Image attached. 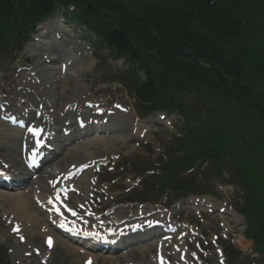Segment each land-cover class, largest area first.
<instances>
[{"label":"trees","instance_id":"obj_1","mask_svg":"<svg viewBox=\"0 0 264 264\" xmlns=\"http://www.w3.org/2000/svg\"><path fill=\"white\" fill-rule=\"evenodd\" d=\"M60 8L108 57L123 61L122 83L139 115L165 111L180 120L179 136L163 147L158 172L142 186L154 198L201 193L208 187L200 169L225 171L242 192L236 207L264 252V41L252 35L262 28L264 2L0 0V48L20 49ZM241 9L252 10L249 19H241Z\"/></svg>","mask_w":264,"mask_h":264},{"label":"rangeland","instance_id":"obj_2","mask_svg":"<svg viewBox=\"0 0 264 264\" xmlns=\"http://www.w3.org/2000/svg\"><path fill=\"white\" fill-rule=\"evenodd\" d=\"M155 1L144 0L147 4H152ZM228 1L231 3L234 0ZM250 1L254 4L264 2V0ZM67 9L68 11H72L70 6ZM251 13V9H246V12L244 9H241V19H249V14ZM60 18L57 15L48 19L50 26L61 22ZM258 20L262 28L252 35L256 36L260 33L259 40L264 41V13L259 14ZM66 28L68 30L63 31L66 36L73 41H82L86 47H89L92 54V65L90 68L82 66L80 68L81 72L76 76H73V72L70 71L72 73H69L61 82L69 86L74 85L73 80H78L75 96H83L91 103H98L99 107L105 106L112 109L116 105H120L119 110H125L130 114L129 122L131 124L130 130L124 132L123 136L115 140L113 145L107 147L102 141L93 145L91 149L94 151L97 164L92 168L91 172L89 171L92 183L90 191L84 197L85 201L84 198L80 197L82 194H71L72 196L69 197H72V207L81 210L83 213L91 209L95 215L107 214L108 220L124 218L125 214L130 213L133 216L154 212L163 214L166 204H169V200L172 199V195L161 193L158 201H154L156 198L152 196L153 193L148 188L142 186L140 182L148 174H152L151 170L155 171L157 157L161 156L163 147L167 142L171 141L172 135L179 134L177 127L180 120L178 116L172 113L167 114L165 118H160L163 112L158 111L139 121L134 109L135 101L130 97V94L122 84L121 77L125 70L123 62L121 60L112 61L106 56V51L100 50L99 47L93 48L91 42L88 40L90 36L83 27L75 28L73 26L72 28L67 25ZM36 31L40 33V30ZM37 35L38 33L36 36L32 35L29 42H26L23 51L16 52L15 45H7L0 48V101L10 100L13 97L19 98L20 83L18 80L20 72L25 69L38 71V68L35 67L38 57L29 48L32 44L38 43V40H33L35 37H38ZM18 42L20 43V41ZM77 69H79V66L74 70ZM139 75H142V73H139ZM39 80L44 81L43 78H39ZM48 85L49 82L45 84L46 88ZM25 86L29 87L30 85L26 82ZM43 91L42 89L37 92L39 102H42ZM30 92H35V90L30 89ZM46 93H49L46 96L47 99L52 101V104L53 100L58 99L50 91L47 90ZM58 103L57 108L63 109V105L64 108L69 107L68 102L62 105L60 102ZM21 107L28 109L25 104H22ZM57 113L61 114L60 112ZM160 119L162 120L160 121ZM5 129L4 124L0 123V134ZM120 130L123 131V126ZM110 135L113 136L112 134ZM97 136L101 137L105 135L101 134ZM66 163H70V161L67 160ZM199 172V180L208 185L212 191L209 195L216 205L223 206L221 203L227 204L233 202L232 200L237 196L236 188L222 180L225 177L223 176L225 175V171L221 175H219L218 171L216 173L212 171L202 173L201 169ZM45 181L46 188H41L43 194L50 193V186H48L50 179L47 177ZM30 187V185L27 186L28 189L26 191L24 189L25 195L32 196L33 190H30ZM1 198L4 199L6 197L2 196ZM128 199L132 202H128ZM144 201L148 202L144 203ZM10 206H12L10 198L0 200V245L7 249V253L4 254L6 257L5 262L10 264H40L43 259H47L49 261L47 264H82L85 256L71 254L70 251L62 248L64 242L57 241L54 244L55 246L45 249L43 247L44 236L40 235L39 228L36 226V228L32 227L30 223L25 225L21 220L22 224H24V230L18 234L12 233L11 224L13 222L16 223L17 218L13 215L14 213L12 214V212L7 210L11 208ZM225 210L233 214L230 216L228 214H219L218 212L208 213L201 210L198 213L197 210H190L182 206L176 211H171L170 218L177 220L182 225L177 231V233L181 231L178 235L182 233L184 235L180 238L176 235L171 240H168V242L166 241L164 251L165 256L170 262H175V264H217L214 256L215 251L212 250V246L208 245L209 239L211 234H226L228 237L226 241L236 251L240 252L242 257L244 256L245 260H240L239 258V263L237 264H264V255L259 256L258 253L254 252L252 242L243 236L245 226L242 216L234 212V209H231L229 206ZM12 216L15 220H12ZM189 229H194L192 231L195 232V235L189 233ZM201 233H205V238L201 236ZM18 235L25 237L24 243L19 242ZM196 243L199 246H196ZM156 248L152 242L140 243L130 245L126 250L119 252L96 253L93 259H95V264H128L129 262L155 264L154 253ZM35 249L36 251H42V253L34 256L32 252ZM26 253H30L31 255L28 256ZM0 255H3L1 251ZM94 263L92 262V264Z\"/></svg>","mask_w":264,"mask_h":264},{"label":"bare ground","instance_id":"obj_3","mask_svg":"<svg viewBox=\"0 0 264 264\" xmlns=\"http://www.w3.org/2000/svg\"><path fill=\"white\" fill-rule=\"evenodd\" d=\"M64 28V24L61 22L54 23L51 26L47 22L42 24L40 27L41 31L38 36L39 42L32 44V47H30V49L34 51L38 57L35 64V67L38 68V71H36V73L33 72L32 75L30 71L23 70L19 74V83L21 85L24 83L23 93L20 92V95L24 98L33 95L32 98L36 102L35 105L37 106V104H42V112L49 117L48 121L45 123L48 130L47 136H49V138H53L54 149L52 148L53 151H49L48 157L50 159L47 160V162L44 164V167L39 170L40 173L35 177L34 180L31 178L28 180L30 184L34 186V188L32 187L34 195H32L38 198L41 203H44L46 197L54 191V188H52L50 185L51 179L57 174L66 173L77 165H82V171L77 177H64L63 175V178L60 181L67 182V185L73 186L75 189H80V193L84 195L83 197L87 196L91 188L89 171H92V164H94L93 166L97 164L94 151L91 148L95 143L100 141L104 142L107 147L113 145L115 140L120 139L123 136V133L129 131L131 128V124L129 122L130 114L128 112H124L123 110L109 109L104 106L101 111L102 114L96 115L94 113L96 107L92 105L93 103L87 101L83 96H75L77 93L76 83H78V80H73L72 82L74 85L69 86L61 82L69 73L73 72L72 75L76 76L81 72L80 68H82V66L90 68L92 65L91 54L87 51L85 45L81 42L73 41L68 36H66L63 33ZM78 66L79 69L74 70ZM35 78H43L44 81L39 80V83H36ZM23 79L24 82H22ZM26 82L29 83V87L25 86ZM48 82L49 85L46 88L45 84ZM30 89H34L35 92H30ZM42 89L45 92L43 91L44 94L42 96V102H39L37 92L41 91ZM47 90L58 98L53 100V104L52 101L47 99L49 94L46 93ZM27 99L31 105L34 106V102L30 98ZM8 101H10L11 106L7 111H11L10 114L12 115L13 120L16 121L18 115L21 116L19 120H24L26 117L27 119L33 120L34 112L32 114L30 111H22L19 108L16 110V112L12 113V111H15V108L17 107V100L13 98ZM58 102H60L61 105L65 104V102H68L69 107L64 108L63 105V109L59 107L57 108L59 104ZM57 112H60L61 114ZM2 116L5 115L1 113L0 119H2ZM93 120H96V123H93ZM122 126L123 131L120 130ZM10 129V131L5 132L0 136V161L8 163L10 168L21 169L22 165L18 159V154L23 133L19 128ZM97 132H99V135L103 134L105 136H109L88 137V133H92L91 135H94ZM67 160L70 161V163H66ZM47 177L50 179L48 185L50 186V193L43 194V190H41V188H46L45 179ZM22 179L26 180L25 177ZM19 186L20 184H18V181H15L14 185L12 186L14 191L0 189V200H7L10 198L12 201V206H10L11 208L7 210L12 212V214L14 213L13 215L16 216L20 222L22 220L25 225L30 223L32 227L39 228V233L42 236L46 234H54L53 246H55L54 244L57 241L64 242V246H62V248L70 251L71 254L81 255V253H83L86 255V257L96 254L94 251L86 250L85 248L80 247L77 243H74L71 240L63 238L61 235L54 233V228L50 224H47L39 208L33 205L31 196L25 195V192L23 189H19ZM2 196L6 198L3 199L1 198ZM218 207L220 208V205L217 206L216 210H219ZM221 209L223 210V208ZM65 212L67 214H71L73 211L69 205H66ZM17 216L21 219H19ZM50 216L55 221L57 220V218L53 215L50 214ZM129 216L133 215L131 213L124 215L126 224H137V226L141 225L140 227L146 226L145 224L147 223L142 224L146 221V216L141 218H132ZM151 218H156V220H158L160 215L151 216ZM118 220L120 219L108 220L105 226H117L116 223H118ZM159 220L161 221L162 219ZM24 224L22 225L24 226ZM144 228H146L144 229V232H140L137 236L139 240L148 239L151 236L154 237L156 242L159 240L158 236L156 235L160 229L159 227L154 229H152V227ZM165 242L166 241H159V243L162 244L161 249ZM89 247L101 248V246H95L94 244H90ZM110 250H117L116 246ZM94 261L95 259H93V263ZM163 264L167 263L163 261Z\"/></svg>","mask_w":264,"mask_h":264},{"label":"snow or ice","instance_id":"obj_4","mask_svg":"<svg viewBox=\"0 0 264 264\" xmlns=\"http://www.w3.org/2000/svg\"><path fill=\"white\" fill-rule=\"evenodd\" d=\"M30 131H31V130H30ZM73 214H75V213H73ZM84 234H85V235H95L97 239L100 238V237H99V234H93V233H84ZM48 244H49V246L52 245L51 238H49V240H48Z\"/></svg>","mask_w":264,"mask_h":264}]
</instances>
